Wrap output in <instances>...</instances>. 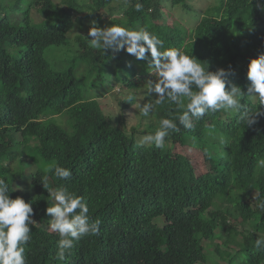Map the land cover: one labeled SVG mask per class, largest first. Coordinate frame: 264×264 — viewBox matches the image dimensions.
Returning <instances> with one entry per match:
<instances>
[{
    "label": "trees",
    "instance_id": "obj_1",
    "mask_svg": "<svg viewBox=\"0 0 264 264\" xmlns=\"http://www.w3.org/2000/svg\"><path fill=\"white\" fill-rule=\"evenodd\" d=\"M215 1V13L210 6L201 13L191 0H0V179L10 198L34 209L27 264H220L203 245L217 231L223 264H264V248L255 246L264 239V210L257 206L264 200V116L247 127L239 111L221 110L193 120L192 129L180 126L163 149L140 146L161 118L179 110L155 105L157 97L146 91L154 111L138 113L128 126L124 110L137 105L140 86L128 81L139 79L149 90L157 79L150 54L141 61L89 44L90 27L105 14L112 24L157 35L161 51L181 49L209 71L231 66L229 79L247 93L248 64L264 54V11L258 0ZM137 2L143 11H135ZM164 9L181 31L162 23ZM48 50L62 53L58 69ZM110 78L119 92L129 91L117 100L119 115L106 114L98 101L113 90ZM243 103L264 111L258 98ZM198 156L203 172L194 166ZM56 165L71 169V180L56 178ZM44 177L49 189L83 196L91 219L102 221L100 234L76 242L65 262L55 258L59 235L49 230Z\"/></svg>",
    "mask_w": 264,
    "mask_h": 264
},
{
    "label": "clouds",
    "instance_id": "obj_2",
    "mask_svg": "<svg viewBox=\"0 0 264 264\" xmlns=\"http://www.w3.org/2000/svg\"><path fill=\"white\" fill-rule=\"evenodd\" d=\"M256 7L264 11V3L258 0ZM144 5L137 2L136 12L143 11ZM90 47L102 49L104 54L126 51L137 60H149V67L155 70L157 79L150 82L149 92L157 94L155 105L166 102L175 104L178 115L171 112V118H161L159 128L151 134H145L140 139V146H154L156 149L165 147L166 138L171 133H179L184 129L193 128V120H200L209 113L218 111H239L240 119L251 127L264 111L249 110L243 101L246 98H258L264 106V54L251 59L248 64L247 80L250 85L247 93L241 90L229 79L234 74L233 69L219 68L209 71L194 56L188 55L178 48H168L163 51L164 42L146 29L129 30L117 24L98 27L95 23L89 29ZM140 115L148 117L154 111L152 103L137 104ZM264 167V160L259 161ZM52 171V169H49ZM54 176L62 181L72 178V170L56 165ZM47 177L42 184L48 189L54 203L45 209L49 220V230L59 235L57 241L56 259L65 262L76 242L86 236H98L102 221L92 220L89 216L88 201L83 196L69 192L66 187L49 189ZM15 188L14 191H22ZM13 191V192H14ZM9 186L0 179V264H27L26 247L32 240L30 226L36 225L31 202H25L22 197L15 199L9 196ZM256 198L255 195L253 197ZM257 206L264 210V200H259ZM257 248H264V239L255 240Z\"/></svg>",
    "mask_w": 264,
    "mask_h": 264
},
{
    "label": "rangeland",
    "instance_id": "obj_3",
    "mask_svg": "<svg viewBox=\"0 0 264 264\" xmlns=\"http://www.w3.org/2000/svg\"><path fill=\"white\" fill-rule=\"evenodd\" d=\"M216 1L215 0H191V3L190 5L192 7H194V9H196L197 11H200L201 13L202 12H205V10L210 6L209 8V11L212 13H215V6H216ZM164 14L166 16V18L162 21V23H166L165 25L166 26H169V30H171L172 32H176V31H179L182 27V25L179 24L178 22V19L172 15L168 10L164 9ZM105 13V12H103ZM81 15V14H80ZM32 16H33V19L34 21H37V20H40L39 17H37L36 13L35 12H32ZM20 17V16H19ZM92 23L93 22H96L95 19H93L91 21ZM89 21H85V25H88L89 23H91ZM98 25L100 28H104L105 26H111L112 25V21L106 17L105 14H101V19L99 20L98 22ZM181 31V30H180ZM50 50V49H49ZM48 50L47 52V56L49 58V61L52 63V65H54L55 69H58L59 65H57V61L58 60H62L63 59V56L62 53H50ZM59 52V51H57ZM144 76V75H142ZM137 77H141V75H138ZM111 80V83H113V90L110 91V92H106L104 93L102 96L98 97V101L100 103V106L101 108H103V111L106 113V114H113V115H119L120 114V110H119V105H118V99L119 98H122V97H126L128 96L129 94V91H126V90H120V91H123V92H119V86L117 84L118 81H114V78H110ZM150 80V79H149ZM128 83H134L136 85H140L138 86L137 88V92H135V96L137 98V101L138 103L137 104H140V105H143L145 102V99L143 97V94L147 91L149 94H151L152 96H155L157 97V94L156 93H151L149 92L148 89H144V86L146 84H144L145 82L137 79V80H129ZM127 83V85H128ZM125 111V115H126V120H127V123H128V126H132V125H135L138 120H139V116H137L139 112V108L135 106H133L131 109H126L124 110ZM66 124H68L66 122ZM14 138H17L19 139V135L15 134L14 135ZM193 155H196V153H194ZM194 166L196 168L197 171L199 172H203L205 171L206 169V165L202 164V161L200 159V157L198 156L197 160L194 161ZM25 172H30V170H26ZM52 204L54 203V201L52 200L51 201ZM51 219V217L48 218V221ZM219 231H217L215 234H214V237L211 238L210 240H207V241H203V245L206 247V254L208 256L209 259H212L214 262H218L220 264H223L225 262L223 261H220L219 260V248H218V245H220V240H219ZM237 242H241V239H237L236 240ZM230 248L232 250H236V245L234 244H231L230 245Z\"/></svg>",
    "mask_w": 264,
    "mask_h": 264
}]
</instances>
